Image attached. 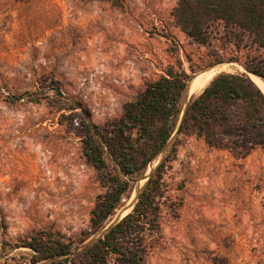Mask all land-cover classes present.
<instances>
[{
    "label": "rangeland",
    "instance_id": "obj_1",
    "mask_svg": "<svg viewBox=\"0 0 264 264\" xmlns=\"http://www.w3.org/2000/svg\"><path fill=\"white\" fill-rule=\"evenodd\" d=\"M177 3L0 0V264H32L19 246L33 234L59 232L78 243L91 232L105 189L73 118L93 126L121 118L178 63L188 74L195 68L193 81L223 65L230 66L225 73L243 74L250 60L264 59L252 35L220 23L210 26L206 45L195 43L172 16ZM191 85L182 112L201 93L190 95ZM19 143L25 149L11 159L6 149ZM166 154L132 183L104 230L132 211ZM155 207L145 238L156 247L143 264L263 263L264 149L242 157L181 139Z\"/></svg>",
    "mask_w": 264,
    "mask_h": 264
},
{
    "label": "trees",
    "instance_id": "obj_2",
    "mask_svg": "<svg viewBox=\"0 0 264 264\" xmlns=\"http://www.w3.org/2000/svg\"><path fill=\"white\" fill-rule=\"evenodd\" d=\"M172 16L200 45L208 43L210 26L220 23L252 35L256 45L264 46V0H178ZM244 68L243 74L216 75L191 98L181 122L182 100L197 71L190 66L188 74L180 63L170 66L130 102L121 118L103 126L73 118L75 130L82 133L84 155L105 190L91 212V232L78 243L52 231L33 234L23 242L19 248L31 252V263L110 264L116 259L122 264H143L156 247L146 240L145 232L155 227L156 199L181 139L194 137L212 149L242 157L256 147L264 149V93L248 78L252 74L264 81V59L254 58ZM163 151L167 154L149 175L132 211L104 230L106 221L129 195L132 183ZM3 229L0 219V234Z\"/></svg>",
    "mask_w": 264,
    "mask_h": 264
},
{
    "label": "bare ground",
    "instance_id": "obj_3",
    "mask_svg": "<svg viewBox=\"0 0 264 264\" xmlns=\"http://www.w3.org/2000/svg\"><path fill=\"white\" fill-rule=\"evenodd\" d=\"M229 67H230L229 65H223L220 67L209 69V70L199 74L196 77V79H194L192 81V85H191L189 94L191 95V94H196V93L201 92L216 75H218L219 73L225 72ZM248 78L264 93V81L263 80H261L260 78L254 76L252 74H248ZM6 144H8V143H6ZM24 149L25 148L22 147L20 143L16 144L15 146L11 145V146L7 147L6 154L10 155L11 159L20 158L22 151ZM36 157H37V152L33 151V158L35 159ZM20 165H22V163Z\"/></svg>",
    "mask_w": 264,
    "mask_h": 264
},
{
    "label": "water",
    "instance_id": "obj_4",
    "mask_svg": "<svg viewBox=\"0 0 264 264\" xmlns=\"http://www.w3.org/2000/svg\"><path fill=\"white\" fill-rule=\"evenodd\" d=\"M190 85H191V82H190V84H189V87H190ZM202 92V91H201ZM182 117H183V112H182V114H181V117H180V122H181V119H182ZM180 122H179V124H180ZM129 214V213H128ZM127 215V214H126ZM125 215V216H126ZM125 216H118L117 217V219H116V221L114 222V223H117V222H119V221H121Z\"/></svg>",
    "mask_w": 264,
    "mask_h": 264
}]
</instances>
